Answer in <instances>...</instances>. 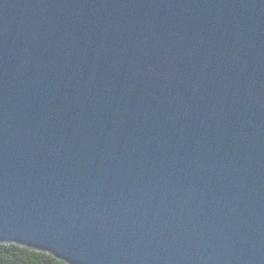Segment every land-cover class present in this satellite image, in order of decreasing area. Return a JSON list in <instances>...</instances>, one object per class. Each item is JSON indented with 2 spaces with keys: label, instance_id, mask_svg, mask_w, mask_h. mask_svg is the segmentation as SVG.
Masks as SVG:
<instances>
[{
  "label": "water",
  "instance_id": "obj_1",
  "mask_svg": "<svg viewBox=\"0 0 264 264\" xmlns=\"http://www.w3.org/2000/svg\"><path fill=\"white\" fill-rule=\"evenodd\" d=\"M0 237L264 264V0H0Z\"/></svg>",
  "mask_w": 264,
  "mask_h": 264
},
{
  "label": "clouds",
  "instance_id": "obj_2",
  "mask_svg": "<svg viewBox=\"0 0 264 264\" xmlns=\"http://www.w3.org/2000/svg\"><path fill=\"white\" fill-rule=\"evenodd\" d=\"M13 251H15L17 256L23 257L24 260L27 261V264H49L50 260H54V258L49 257L45 253H34L27 250H17L15 248L4 252L2 255L6 258L7 256H10ZM54 264H65V261L55 260Z\"/></svg>",
  "mask_w": 264,
  "mask_h": 264
},
{
  "label": "snow or ice",
  "instance_id": "obj_3",
  "mask_svg": "<svg viewBox=\"0 0 264 264\" xmlns=\"http://www.w3.org/2000/svg\"><path fill=\"white\" fill-rule=\"evenodd\" d=\"M5 238L4 237H0V264H7L6 259L3 257V253L10 250V249H17V250H27L29 252H34V253H45L47 254L49 257L54 258V260H50L49 264H54L55 260H62V259H57L55 256L51 255L49 252H45V251H35L32 250L28 247L22 246L20 244H16V243H5L4 242ZM13 264H16V262L14 261ZM20 264H25V262H20Z\"/></svg>",
  "mask_w": 264,
  "mask_h": 264
},
{
  "label": "trees",
  "instance_id": "obj_4",
  "mask_svg": "<svg viewBox=\"0 0 264 264\" xmlns=\"http://www.w3.org/2000/svg\"><path fill=\"white\" fill-rule=\"evenodd\" d=\"M5 259L7 261V264H13L14 261L16 262V264H20V262H25V264H27V261H25L23 257L17 256L15 251H13L12 254L10 256H7Z\"/></svg>",
  "mask_w": 264,
  "mask_h": 264
},
{
  "label": "bare ground",
  "instance_id": "obj_5",
  "mask_svg": "<svg viewBox=\"0 0 264 264\" xmlns=\"http://www.w3.org/2000/svg\"><path fill=\"white\" fill-rule=\"evenodd\" d=\"M39 251V250H38Z\"/></svg>",
  "mask_w": 264,
  "mask_h": 264
}]
</instances>
